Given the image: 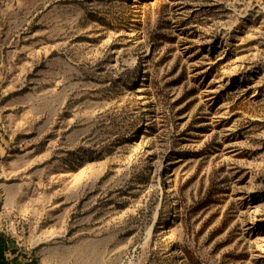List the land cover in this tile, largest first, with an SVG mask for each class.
<instances>
[{
  "label": "rangeland",
  "instance_id": "1",
  "mask_svg": "<svg viewBox=\"0 0 264 264\" xmlns=\"http://www.w3.org/2000/svg\"><path fill=\"white\" fill-rule=\"evenodd\" d=\"M0 264H264V0H0Z\"/></svg>",
  "mask_w": 264,
  "mask_h": 264
}]
</instances>
